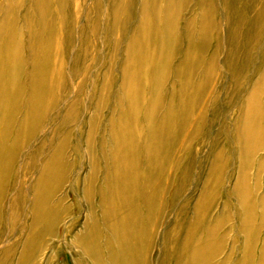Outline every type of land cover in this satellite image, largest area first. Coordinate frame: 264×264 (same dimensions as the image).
Segmentation results:
<instances>
[{
    "label": "bare ground",
    "instance_id": "bare-ground-1",
    "mask_svg": "<svg viewBox=\"0 0 264 264\" xmlns=\"http://www.w3.org/2000/svg\"><path fill=\"white\" fill-rule=\"evenodd\" d=\"M135 1L113 0L110 13L116 24L117 16L130 19V14L134 13ZM138 1L140 7L135 11L139 14V19L132 27L126 47L122 95L118 96L115 123L110 120V139L105 141L109 144L108 149L103 141H100L99 151H96L94 145V134L107 91V87L103 85L86 137L88 149L85 154L89 170L82 175L77 173L69 190L61 192L69 178L65 164L67 161L63 160L67 138L40 167L16 178L15 184L14 181L11 182L13 195L11 194L8 214L11 238L1 241L0 235V264H3V256L10 264H38L36 260L48 241L46 238L57 240L61 237L59 225L69 214H74L75 217L71 219L72 223L68 221L70 226L68 230L64 229L66 235L71 227L78 224L77 217L83 215L80 229L72 235L70 242L75 250L74 264H158L154 256L155 246L158 239L161 240V245L166 242L167 237L178 244L180 256L176 264H207L209 260L204 256L209 253L212 257L221 250L220 240L217 245L213 243L218 221L205 231L204 238L200 232L197 240L192 239L197 229L189 225L183 228V234L179 237L168 236L166 229L158 236L164 191L170 185L165 156L174 152L172 143L178 142L190 130L189 120L194 111L193 106L198 101L203 102L207 83L216 75V60L222 35L220 25L216 29L217 0H197L199 24L196 38L195 17L188 16L183 25L186 46L175 69L168 105L162 112V88L166 82L163 73L173 60L175 52L171 49L170 55L165 57V49L171 40L176 43L181 39L177 36L178 21L186 8V0H137V3ZM221 1L229 18L228 12H236L235 1L244 3L245 0ZM78 2L75 6L79 13L82 6ZM259 3L254 12L257 26L252 27L250 33L258 44L264 38V0ZM69 6L68 0H3L0 3V208L9 179L8 169L12 173L10 179L16 175L21 139L30 137L42 112L50 106H57L52 85L41 70L42 66L47 67L50 63L48 53L53 30L50 29L47 39L42 42L40 39L41 44L34 49L24 47L22 33L24 30L32 31L39 22L42 31L36 34L38 39L42 38L47 28V18L58 12L60 19L64 20L68 17ZM91 8L100 14L101 0H92ZM239 17L242 19L244 16ZM20 20L23 21L22 24H19ZM120 26L125 32L124 21ZM237 28L239 26L233 29V35L237 34ZM210 42H213L214 50L206 67L202 69ZM146 45L150 49L154 48L149 57L157 66L155 70L150 65L143 64L148 49ZM27 48H31L28 53L32 63L30 69L25 64L24 49ZM224 63L231 66L227 57ZM232 69L235 78L239 72L233 67ZM198 71L202 77L194 82L193 78ZM134 73L137 75L135 78L131 77ZM140 74L150 76L149 88L146 84L142 85V89L137 86L140 77L137 83L135 79ZM263 79L264 71L259 73V80H255L244 99L240 136L244 141L242 152L246 164L250 163L252 155L257 151L258 143L260 147L264 142V104L260 102ZM146 87L150 89L147 100L144 94ZM25 91L27 97L25 96L26 103L22 107L24 112L17 121L20 100ZM121 96L124 102L121 101ZM259 131L261 134L257 136ZM140 140L145 142L143 150L138 144ZM60 147H63V151ZM95 152H98V156ZM143 154L145 157L141 158ZM263 165L264 162H259L258 174ZM33 167L34 163L30 168ZM28 184L30 194L27 193ZM71 193L78 198L68 204L66 201ZM235 193L241 211L239 227L243 235L241 254L235 264H264V235L262 244L257 246L259 232L264 225V194L257 199L259 210L256 212V202L246 187L245 172L235 187ZM206 201V196L201 194L196 208H203ZM256 220L258 226L254 227Z\"/></svg>",
    "mask_w": 264,
    "mask_h": 264
},
{
    "label": "rangeland",
    "instance_id": "rangeland-1",
    "mask_svg": "<svg viewBox=\"0 0 264 264\" xmlns=\"http://www.w3.org/2000/svg\"><path fill=\"white\" fill-rule=\"evenodd\" d=\"M259 1L245 0L244 3L235 1L236 12L231 14L228 12L229 18H227L222 1L217 0L216 29L220 25L222 35L216 60L215 78L207 83L204 97H202L203 102L198 101L193 106L194 111H192L189 120L190 130L183 137L181 136L178 142L172 143L174 152L170 156H167L168 153L166 156L164 154L167 160L166 171L170 173L168 180L170 185L164 191V207L159 221L158 236L163 229H166L168 236L178 235L179 237L183 234V228L189 225L197 229L192 238L197 240L200 232L203 233L201 237L204 238L205 231L218 221L213 243L217 245L220 240L222 248L212 257L209 256V253L204 256L209 260L207 264H235L240 257L243 235L239 227L241 211L235 187L241 175L246 173V187L256 202V212L259 210L257 199L264 194V165L258 174V164L261 161L264 162V142L260 147V143H258L257 151L252 155L250 163L246 164L242 152L244 141L240 136L244 99L255 80H259V73L264 71V38L258 44V41L250 34L252 27L257 26L255 25L254 12L260 4ZM77 2L80 3L78 4L80 7L82 6L79 13L76 12L75 3ZM196 2L197 0H186V8L181 12V18L178 21L179 33L177 36L181 39L176 43L171 40L165 49V57L170 55L171 49H174L175 52L173 60L165 67V73H163L166 82L162 88L163 106L161 112L168 105L175 69L184 54L186 35L183 25L190 15L195 17V38L197 36L199 14ZM0 3H3V0H0ZM91 4L92 0H68V6L70 5L67 9L68 17L61 20L56 11L57 14H52L47 18V28L43 32L42 38L38 39L36 34L40 30L42 31L39 22L36 23L32 31L24 30L22 33L24 47L34 49L44 39H47L50 29L53 30V40L50 42L48 53L50 63L47 67L42 66L41 70L43 76L52 85V94L57 101V106L54 108L50 106L42 112L30 137L21 139L15 169L16 175L13 179H10L11 171L9 169L7 171L9 179L0 208L1 241L11 238L8 214L13 190L11 185L15 184L16 178L32 172L58 146L64 141L66 142L67 138L63 160L67 161L65 164L69 178L61 192L69 190L68 187L77 173L82 175L89 170L86 157L88 149L86 137L95 106L100 101L103 85L107 87V91L105 90V103L94 134L96 151H99L100 141L108 142L110 139V120L115 123L118 113L117 100L119 94L122 95L121 83L126 47L132 27L139 19V14L135 10L139 9L140 3L135 1L134 13L130 14V19L123 18L121 15L117 16V24L110 13L113 0H101L102 12L100 14L93 11ZM71 12L76 15L72 16ZM238 15L244 17L240 19ZM123 21L126 25L125 32L120 26ZM22 22L20 20L19 24ZM237 26H239L237 28L239 30L236 35H233V29ZM213 45V42H210L206 50L202 69L206 67L210 54L214 50ZM30 49H24L27 69H30L32 64L28 56ZM153 50L154 48L148 47L143 64L150 65V68L155 70L157 66L154 61H150L149 57ZM225 57L231 61V66L239 72L236 73L235 78L232 75V67L224 63ZM136 76L135 73L131 74V77L135 78ZM149 77L146 74H140L135 79L136 83L137 79L140 81L137 86H141L139 88L142 89V85L146 84L148 87L151 81ZM201 77V72H196L193 78L194 82L200 80ZM147 87L144 89L145 100L150 97V89ZM261 90L260 102L264 104V79L261 82ZM25 96L27 97L26 91L20 100L17 121L20 120L24 112L22 107L26 103ZM45 100H47L46 97ZM121 101L124 102L122 96ZM260 134L261 131L257 136ZM138 144L142 146L143 150L145 142L140 140ZM105 146L108 149L109 144ZM63 147H60L61 151H63ZM95 153L98 156V152ZM144 157L143 154L141 158ZM33 163L34 167L31 169ZM27 193L30 194V186ZM201 194L206 196L207 203L203 208L197 209L196 204ZM77 198V195L71 193V197L66 202L72 204V201ZM82 216L77 217L78 224L71 227L67 235L64 229L68 230L73 221L71 219L75 216L69 214L63 219L59 225L61 237L57 240L52 237L46 238L48 241L36 260L38 264H74L75 250L70 246V242L72 235L80 229ZM255 226H258V220L254 222ZM263 235L264 225L260 229L257 239L258 247L263 242ZM202 241L203 239H201V243ZM160 243L161 240L158 239L154 250L157 263L176 264V260L180 256L178 244L168 237L164 244L160 245ZM3 257V264H10ZM78 259L80 258L78 257Z\"/></svg>",
    "mask_w": 264,
    "mask_h": 264
}]
</instances>
